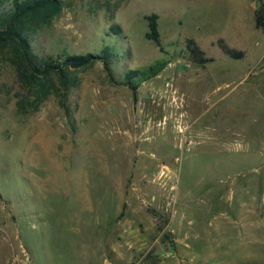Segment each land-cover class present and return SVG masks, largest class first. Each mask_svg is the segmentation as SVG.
<instances>
[{"label": "rangeland", "instance_id": "1", "mask_svg": "<svg viewBox=\"0 0 264 264\" xmlns=\"http://www.w3.org/2000/svg\"><path fill=\"white\" fill-rule=\"evenodd\" d=\"M61 1L34 54L110 46L113 78L101 60L70 69L64 95L20 113L27 89L0 55V264H264L259 0ZM189 38L214 61H193ZM163 59L132 80L135 103L128 72Z\"/></svg>", "mask_w": 264, "mask_h": 264}, {"label": "trees", "instance_id": "2", "mask_svg": "<svg viewBox=\"0 0 264 264\" xmlns=\"http://www.w3.org/2000/svg\"><path fill=\"white\" fill-rule=\"evenodd\" d=\"M61 10V0H14L8 11L0 13V55L15 68L21 86L26 88L28 93L17 100L20 113L38 110L52 92L64 95L65 91L75 85V80L68 77L70 69L90 66L101 60L108 75L113 78L111 62L115 52L110 46H106L100 53L68 55L63 61L40 59L34 54L29 36L38 29L50 25ZM146 19L149 28L146 37L162 48L159 15L152 13L147 15ZM255 24L264 32V0H259L255 10ZM111 29L116 34L121 32L119 26H113ZM220 46L225 54L233 58L245 56L244 50L231 48L223 42ZM187 48L193 61L198 64L214 61V57L207 56L194 38L188 39ZM168 63V60L163 59L145 68L128 72L127 85L132 90L135 103L138 100V84L132 80L135 77L142 80L154 77ZM30 95H34L33 100H28Z\"/></svg>", "mask_w": 264, "mask_h": 264}]
</instances>
